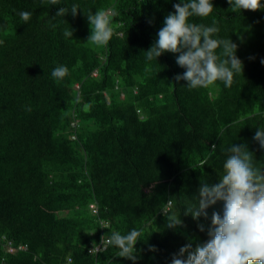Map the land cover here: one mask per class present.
Masks as SVG:
<instances>
[{"label": "trees", "instance_id": "1", "mask_svg": "<svg viewBox=\"0 0 264 264\" xmlns=\"http://www.w3.org/2000/svg\"><path fill=\"white\" fill-rule=\"evenodd\" d=\"M179 2L0 0V264H172L223 214L219 201L199 220L183 209L201 183L218 182L227 149L246 144L264 168L254 139L264 129V10L237 14L212 0L210 16L190 18L215 20L244 66L231 88L191 89L175 79L185 71L176 54H145ZM73 4L75 17L55 15ZM98 9L117 13L106 45L87 42L86 14ZM58 65L69 69L61 80ZM165 209L184 226L168 228ZM133 228L142 230L135 262L108 243Z\"/></svg>", "mask_w": 264, "mask_h": 264}, {"label": "clouds", "instance_id": "2", "mask_svg": "<svg viewBox=\"0 0 264 264\" xmlns=\"http://www.w3.org/2000/svg\"><path fill=\"white\" fill-rule=\"evenodd\" d=\"M50 5H58L60 0H48ZM233 13L264 10V0H227ZM175 11L169 13L163 27L157 33V39L149 50L146 59L152 61L165 53L176 54V63L185 69L178 74L177 82L186 81L191 89L208 87L217 81L231 88L234 77L243 73V63L237 57V44L230 38H216L220 29L213 20L212 25L190 22L191 17L206 18L214 11L212 0H180L173 5ZM81 10L73 4L69 10L59 7L56 16L65 17L69 12L73 17ZM117 15L111 9H98L86 14L90 26L87 42L106 45L113 36L110 17ZM29 11L20 12L21 19L27 23L31 19ZM65 37L73 36V30L65 29ZM2 43V42H0ZM219 49V51H217ZM264 63V61H262ZM67 66L58 65L52 70L57 80L68 75ZM254 139L264 149V129L257 128ZM212 145V149H215ZM223 163V175L215 184L201 183L198 190V202H186L184 216L193 220L207 218L210 206L223 202V214L213 212L210 237L205 243H191L181 247L174 255L172 264H264V168L257 167L254 153L246 144L231 145L227 149ZM170 203V202H169ZM167 227H183L181 213L163 210ZM204 231V225H199ZM142 230L131 229L127 234L114 231L108 243L119 249L118 257L136 261L135 245ZM151 250H155L154 248ZM185 254H187L186 258Z\"/></svg>", "mask_w": 264, "mask_h": 264}, {"label": "built area", "instance_id": "3", "mask_svg": "<svg viewBox=\"0 0 264 264\" xmlns=\"http://www.w3.org/2000/svg\"><path fill=\"white\" fill-rule=\"evenodd\" d=\"M7 250H9L8 252H16V251H20V250H25V247L21 246V247H18L17 249H14V248H7ZM99 250V247L98 248H95V251H98Z\"/></svg>", "mask_w": 264, "mask_h": 264}]
</instances>
